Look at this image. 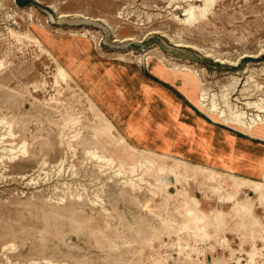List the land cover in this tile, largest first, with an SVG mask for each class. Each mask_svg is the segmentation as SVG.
<instances>
[{"label":"rangeland","instance_id":"rangeland-1","mask_svg":"<svg viewBox=\"0 0 264 264\" xmlns=\"http://www.w3.org/2000/svg\"><path fill=\"white\" fill-rule=\"evenodd\" d=\"M213 1L201 15L200 0H0V264H246L254 247L263 264L264 203L145 145L185 81L197 94L183 107L226 129L201 93L219 103L235 78L233 101L264 91V0ZM235 194L251 214L236 216ZM191 198L227 212L223 228L188 232Z\"/></svg>","mask_w":264,"mask_h":264},{"label":"crops","instance_id":"crops-1","mask_svg":"<svg viewBox=\"0 0 264 264\" xmlns=\"http://www.w3.org/2000/svg\"><path fill=\"white\" fill-rule=\"evenodd\" d=\"M158 70L163 76H171L162 67H158ZM161 87L166 88L163 84ZM174 88L175 91L171 94L182 98L179 100L180 107L153 114L154 118L151 122L159 120L156 128L161 127L166 130L160 129L159 132L155 130L145 145L163 151V154L158 155L175 157L192 167L224 172L226 178L235 177L237 180L243 179L247 182H264V137L236 127L226 129L211 123L194 111L190 104L183 107L185 101L194 105L191 97L194 98L197 93L192 83L185 81L183 87ZM166 94L169 96V93ZM169 111L170 113H167ZM139 141L136 139L137 143ZM242 188L255 194L249 186Z\"/></svg>","mask_w":264,"mask_h":264},{"label":"bare ground","instance_id":"bare-ground-1","mask_svg":"<svg viewBox=\"0 0 264 264\" xmlns=\"http://www.w3.org/2000/svg\"><path fill=\"white\" fill-rule=\"evenodd\" d=\"M174 1L175 2H181V1H194V0H174ZM200 1L204 2V6H203V8L202 7L199 8V11H200L201 15H204L208 12V10L210 9V7L212 6V3L214 1L213 0H200ZM195 10H196V8L193 5H191L187 9H185V14H186L188 20H190L191 18H194V14L196 12ZM152 33H156V32H151V34ZM175 43H176L175 45H177V46H183V43H180V42H175ZM217 61L224 63L223 59H217ZM261 65H262V63H261ZM189 67L190 66H188V67L183 66L182 67L183 71L193 73L194 71L189 69ZM59 71L62 75L61 77L64 78V80H65L66 75H67V71L62 66L59 67ZM187 80H191V82H193V81L195 82L194 77L191 75H190V77H188ZM239 81H240L239 78H235V81L233 82L234 84L232 86L227 87V89L224 88L225 90L221 91V94L218 96V97H220L219 103L212 100V99L210 100L209 98H207L203 92L201 93L199 103L203 107H206L212 115H215V116L223 119L226 123H230V124L234 125L235 127L243 130V131L251 132L252 134H256V135H260V136L264 137V91L261 90L260 86H257L256 89L251 90V91L250 90L247 91V88L243 87V89L241 91L242 95L238 96L234 100L235 101L234 102L231 99L232 98L231 95L236 93V90H237L236 87H237ZM255 95H256V98L255 97L252 98ZM144 159H146V161L148 160L146 157H144ZM105 161L110 162L109 159L105 160ZM177 161H179V160L170 158L169 165H171V164L173 165V163L175 164V163H177ZM178 163H181V162L179 161ZM184 164H185V166L188 165V163H184ZM171 166L164 165L163 167H161L160 170L162 172L169 171L171 173L177 174L176 172H173V167H171ZM192 168L200 170L202 172H206L212 181H215L219 178L226 177V175L223 174L224 172L220 173L217 171H211V170L205 169L203 167H192ZM230 179H232V181L234 183L233 187L237 190L244 187V186L251 187L253 189V191L255 192V195L258 198V200H260L261 203H264V182H247L243 179L237 180V178H235V177H232ZM214 188L217 189L218 191L221 189L218 186L214 187ZM186 191L187 190H185V192ZM191 200L195 204H192L193 205L192 207H188V217H189L188 225L190 224V228L187 229L188 232L195 235L200 230L201 231L209 230V227L211 226V227L215 228V233H217L219 228H223L225 217L228 215L227 212L214 210L210 213H205V212H202V211L197 209V206H198L196 204L197 200H195L193 198H191ZM228 201L233 203L232 210L234 211V213H236V216L242 217V215L244 213L251 214L253 202H250L249 200L248 201H241V200L236 198V194L229 197ZM196 209H197V211H196ZM209 235H210V237L215 236L212 233H210ZM262 240L264 241L263 238H262ZM261 249L262 248L254 247V249L251 252H249V259L247 260L246 264H259L257 261V253ZM197 252H198V250H197ZM189 254L191 256V253H189ZM189 254L187 253L188 256H189ZM195 255H197V253ZM198 258H199V256H198ZM204 261H205V258H202L200 261L196 262V264H205ZM232 262H233V260H232ZM235 262H236V264H241L240 259H237V261H235ZM215 263L216 264H218V263L219 264H225L224 261H220L218 259H215ZM263 264H264V262H263Z\"/></svg>","mask_w":264,"mask_h":264},{"label":"water","instance_id":"water-1","mask_svg":"<svg viewBox=\"0 0 264 264\" xmlns=\"http://www.w3.org/2000/svg\"><path fill=\"white\" fill-rule=\"evenodd\" d=\"M72 22H74L75 24H80V25H82V24H93V25L97 26L98 28L102 29L105 33L104 44L107 46L119 47V45H122V43H120L116 40L115 41L111 40V32H110L109 28L104 26L103 24L97 22V21L87 20V19H77V20H72L71 22L69 21V23H72ZM124 44H126V43H124Z\"/></svg>","mask_w":264,"mask_h":264}]
</instances>
